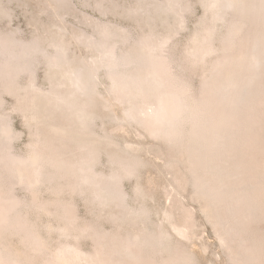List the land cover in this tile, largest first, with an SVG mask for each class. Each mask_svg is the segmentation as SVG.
<instances>
[{
  "label": "bare ground",
  "instance_id": "1",
  "mask_svg": "<svg viewBox=\"0 0 264 264\" xmlns=\"http://www.w3.org/2000/svg\"><path fill=\"white\" fill-rule=\"evenodd\" d=\"M56 1L61 5L63 0ZM164 2L157 5V14H166L172 7L174 13L179 10H188L186 6L181 8L180 0ZM205 4L212 10V24L222 21L226 11L234 12L232 13L234 19L230 21L227 33L222 38L221 55L223 56L212 65L208 79L204 81L201 93L196 98L192 97L190 88L184 80L171 71L173 62L170 57L161 55L169 37L155 41L152 35H147L138 41L135 50L117 54V44L112 42V35H117V37L125 35L124 39L127 35L122 33L118 35L119 29L116 30V34H112L109 30L111 27L108 28L105 25L103 40L91 41L88 38L97 48L103 49L101 59L100 57L99 59L95 58L91 62L82 60L80 62L82 64H76V67L69 61L67 50L61 45L56 47L52 67L60 71V76L76 85L74 87L78 93L75 91L74 94L78 95L72 96L69 92V95L60 94L61 96L56 97L43 92H32L33 94L25 98L23 111H25L27 122L32 123V127H35L34 141L27 156H17L11 151L10 144L13 133L6 124L0 126V264H29L30 260H20L21 257L19 258L16 252L13 254L10 251H4V248L1 249V241L6 235L23 233L29 240L31 248L33 247L32 251H42L45 248V242L41 238L39 239L35 227L30 224L25 215L20 214L22 208L33 209L34 207V209L49 215L52 211H50V207H52L56 212H53L52 215L60 214L59 217L64 218L65 221V225L58 228L61 236H68L69 227L77 223V218L70 210V208L72 209L70 204H60L59 202L26 204L12 194L15 184L23 185L35 195L39 188L47 182L54 181L55 183L56 181V183L62 184L60 181L70 179L74 181L70 187H67L76 193H83L86 191L84 190L85 186L92 183L96 190L93 199L101 206L111 203V198L125 201L127 195L119 186L125 177L134 176L139 165H142L136 157L137 153H135L136 155L132 153L135 156H131L129 155L130 150L124 149L118 155L115 154L112 163L116 165V171L109 176L97 173L92 168L101 155L103 145L117 149V144L115 145L114 142L108 139L104 140L91 133V122L94 116L89 108L93 101L97 71L104 65L108 69L107 74L111 80V88L116 93L117 100L128 99L127 102L130 101L126 119L145 126L152 137L163 139L172 147L181 146L183 140H187L185 141V143L187 142L186 150L184 147L181 149L185 151L189 163V177L194 188V199L203 204L202 210L212 223L211 225L221 242L229 247L231 243L234 244L230 241H238L237 247L233 244L229 247L234 264H252L254 262L264 264L259 261L264 259L262 258L264 252L261 249L262 254L259 253L260 247H258L264 241L260 239L262 241L260 242L245 237V233L249 234L247 231L242 232L243 235L240 233L245 228L239 226L241 224L243 226V223L240 222L246 220L251 223L253 221L252 215L256 214L255 212H258V208L262 206H259L262 199H257L248 189L254 181L251 180V183L244 180L246 174L252 171L247 172L245 165L250 161L243 153L247 148L242 149L243 141L237 137L243 127L242 120H244L245 114L254 110L252 108L254 105H258L255 103L259 99H264V0H207ZM181 22L175 27L181 26ZM201 32L194 39L195 47L191 53L194 62L203 61L205 57L215 52L212 46L214 29L206 27ZM5 38L0 37V57L3 59L0 63V81L6 82V87L10 89L19 75L26 71L31 72L33 66L31 55L32 53L36 54L39 47ZM71 64L74 66L72 67ZM139 99L143 102L139 101L141 102L139 103ZM59 108L64 110V115L62 114L61 117H59L60 113L57 115ZM256 113L253 116L257 117ZM64 117L70 119L66 121L67 118L64 119ZM248 117L251 119L250 116ZM248 124H250L249 121ZM248 124V127L253 126L252 123ZM71 144L77 147L76 152L80 154L79 160L72 161L68 157ZM133 149V152L137 151ZM90 165L92 166L90 167ZM258 165L260 166L259 163ZM256 174L258 173L256 172ZM262 176L264 175L262 174ZM259 181L261 180L259 179ZM256 183H254L255 186H262L259 185V182ZM261 183L263 182L261 181ZM61 189L62 187L59 188V192L62 191ZM137 190L139 189L137 188ZM257 192L259 194V190ZM260 193L262 192L260 191ZM110 199L111 201H109ZM123 202L121 204H124ZM137 212L139 215L140 211ZM127 213L130 215L132 212ZM227 214L229 215L226 219ZM132 215L136 214L133 212ZM229 216L235 225L232 224L234 222L228 223L227 220L231 219ZM187 220H190L189 213ZM242 228L243 230H241ZM81 229L83 230L79 232L80 234L86 232L84 228ZM50 230L51 228L48 226L47 231ZM160 230L154 234L137 233L134 236L116 238V240L111 237L112 247L109 248L108 257H104V254L101 255V250H99L101 253L96 251L95 254L88 255L76 246H71L68 243L60 244L55 250H51L52 252L48 255L50 258L42 263L163 264V260L166 259L160 262L156 257L158 254L163 255L164 253L163 245H165L164 240L167 234H163ZM184 230L179 226L173 228L174 233L180 237H186V230ZM261 247L264 249L262 245ZM103 248L102 250H105ZM159 258L161 259V257Z\"/></svg>",
  "mask_w": 264,
  "mask_h": 264
},
{
  "label": "rangeland",
  "instance_id": "2",
  "mask_svg": "<svg viewBox=\"0 0 264 264\" xmlns=\"http://www.w3.org/2000/svg\"><path fill=\"white\" fill-rule=\"evenodd\" d=\"M63 1L60 5V2H55V0H0V37L10 38V40L13 39L16 42L20 41L25 45L36 46V48L39 47L37 48L38 51L35 49L36 54L32 53L33 57L31 55V60H33L31 72L26 71L19 75L10 89L6 87V82L0 81V126L6 124L13 133L10 147L12 148L11 151L17 156H27L34 141L35 127H32V123L27 122L25 111H23L25 98L34 92H43L56 97L60 94H63V96L69 95V92L72 96L78 95V91L74 87L76 85L72 84L67 78L60 76V71L52 67L53 57L58 45L67 50L69 61L75 64L76 67L82 64L80 63L82 60L91 62L95 58L99 59L100 57L101 59L103 49L97 48L90 40L100 41L102 36L104 37L105 25L108 28L111 27L109 30L112 34H116V30L119 29L118 35L121 33L127 35L126 39H124L125 35H120V37L112 35V42H115V45L117 44V54L135 50L138 41L147 35H152L155 41L169 37L170 39L162 49L161 55L167 58L170 57L173 62L171 71L184 80L190 88L192 97L196 98L201 93L204 81L208 79L212 65L223 56L221 55L222 38L227 33L230 21L234 19V14H232L234 12L226 11L222 21L213 22L212 24V10L206 4L204 5L207 0H180L181 8L183 9L186 6L188 10H179L174 13L172 7L169 10L171 13L168 11L166 14H157L158 6L164 1L166 3V0H66L62 3ZM180 21H182V27H175ZM206 27L214 29L212 46L215 52L205 57L203 61L194 62V58L191 56L195 47L194 39ZM2 61L3 59L0 57V63ZM107 70L104 65L97 71L96 87L92 96L93 101L90 103L92 107L90 105L89 108L94 116L91 122V133L104 140L108 139L114 142L115 145L117 144V149L103 145L101 155L98 161L94 165L92 164V168L97 173L109 176L116 171V165L112 163L115 154L118 155L124 149L130 150L129 155L131 156H135V153H137L136 157L142 165H139L134 176L125 177L119 186L127 195L125 201L111 198V203L101 206L93 199L96 190L92 183L85 186L84 190L86 191L83 193H76V191L67 187H70L72 181H74L70 179L71 182L68 179L60 181L62 184L56 183V181V184L54 181L52 183L47 182L39 188L38 193L35 195L23 185L15 184L12 194L26 204L32 202L39 204H53L56 202L70 204V207H72L70 210L77 218V223L69 227L68 236H61L58 228L62 227L63 224L65 225V221L64 218L59 217L60 214L52 215L53 212L56 213L52 207H50V211H52L49 215L38 211L36 208L34 209V207L33 209L22 208L20 214L25 215L30 224L35 227L39 239L41 238L45 242V248L42 251H32L33 247L31 248L29 240L25 238L23 233H20L6 235L1 241V249L4 248V251H10L13 254L16 252L17 256L21 257L20 260L30 259L29 264H43L45 260L50 258L48 256L50 252L60 244L67 243L76 246L88 255L101 250L102 253L99 251L101 255L104 254V257H108L110 254L109 248L112 247L110 241L112 238L116 240V238L134 236L137 233L154 234L161 229L160 231L163 234H167H165L166 239L164 240L166 246L163 245V255L158 254L156 259L158 258L157 260L160 262L166 259L167 261L163 260V264L165 262L166 264H234L229 248L233 243L227 247L228 245L220 241L213 225H211L212 223L202 210L201 206L203 204L194 199V188L189 177V163L185 151L182 150L183 147L186 150L187 142L185 143V141L187 140L184 139L181 146L172 147L163 139L152 137L145 126L126 119L130 101L127 102L128 99H125V101L117 100L116 93L112 91V84ZM75 91L77 93L74 94ZM29 92L30 94H28ZM139 101L143 102L140 99ZM255 104L258 105L253 106L252 109L254 110L245 114V121L242 120L243 127H241L237 137L243 141L242 149L247 148L243 152L247 156V160L250 161V164L246 163L245 165L247 172L252 171L246 174L244 180L247 182L252 180V182L254 181L253 184L258 181L259 185H262L255 186V184H252L253 186L251 185L248 188L257 199H262L259 204V206H262L258 208V212H255L257 215H252L254 219L250 217L254 221H251L252 224L250 221L244 220L240 222L243 223V226L242 224L239 226L245 227L244 230L241 229L243 231L240 233L246 231L249 233H245V237L264 241V178H262L264 177L262 176V174L264 175V99H259ZM253 111L254 113L257 112L255 114L257 117L253 116ZM59 113V117L64 115L63 108L57 110V115ZM64 119L67 121L70 118L64 117ZM246 120L250 124L252 123L253 126L248 124ZM246 123L250 126L248 127ZM133 148L137 151L133 152ZM69 151L68 157L72 161L80 159L79 152H76V146L71 144ZM258 177L263 183L259 181ZM61 187L62 193L59 192ZM256 188L258 189L255 190ZM121 202L124 204H121ZM137 211L142 212V216L139 212L141 217L137 215ZM127 212H134L136 215H132V213L129 215ZM188 213L190 214V220H187ZM228 215H226V219ZM231 220L232 218L230 221L228 219V223L234 222ZM232 224L235 225V222ZM48 226L51 228L50 231H47ZM178 226L183 230L185 228L186 237H180L174 233L173 228ZM81 228H84L86 232L80 234L79 232L83 230ZM100 239L103 241L105 239V245ZM230 242H234L233 245L237 247L238 241L233 240ZM262 243L258 247H260L259 251L262 249L264 252L261 247V245L264 247ZM102 248L105 250H102ZM26 251L27 253H25ZM260 255L258 256L260 257ZM262 255L261 257L264 258V254ZM262 260L259 261L264 262ZM123 263L129 264L128 262H122L121 264ZM252 264L259 263L254 262Z\"/></svg>",
  "mask_w": 264,
  "mask_h": 264
}]
</instances>
